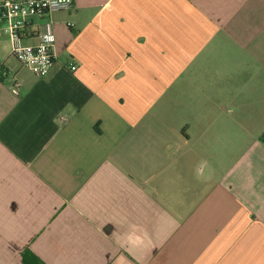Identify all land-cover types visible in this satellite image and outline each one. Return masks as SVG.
I'll use <instances>...</instances> for the list:
<instances>
[{
	"label": "crops",
	"instance_id": "crops-1",
	"mask_svg": "<svg viewBox=\"0 0 264 264\" xmlns=\"http://www.w3.org/2000/svg\"><path fill=\"white\" fill-rule=\"evenodd\" d=\"M48 22L44 77L0 25V264H264V0H75L24 42Z\"/></svg>",
	"mask_w": 264,
	"mask_h": 264
},
{
	"label": "built area",
	"instance_id": "built-area-1",
	"mask_svg": "<svg viewBox=\"0 0 264 264\" xmlns=\"http://www.w3.org/2000/svg\"><path fill=\"white\" fill-rule=\"evenodd\" d=\"M75 0H0V25H4L11 42V54L34 74L44 77L55 64V35L50 22L38 34L36 43L23 40L25 29L34 17L70 10ZM71 25V23H69ZM75 64L70 69H76ZM14 92H18L16 86Z\"/></svg>",
	"mask_w": 264,
	"mask_h": 264
},
{
	"label": "trees",
	"instance_id": "trees-1",
	"mask_svg": "<svg viewBox=\"0 0 264 264\" xmlns=\"http://www.w3.org/2000/svg\"><path fill=\"white\" fill-rule=\"evenodd\" d=\"M23 261L25 264H43L42 261L35 254H33L30 250L24 251Z\"/></svg>",
	"mask_w": 264,
	"mask_h": 264
}]
</instances>
